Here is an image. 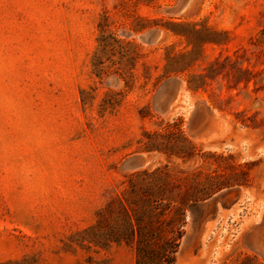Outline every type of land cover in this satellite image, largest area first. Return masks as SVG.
<instances>
[{
    "label": "rangeland",
    "instance_id": "1",
    "mask_svg": "<svg viewBox=\"0 0 264 264\" xmlns=\"http://www.w3.org/2000/svg\"><path fill=\"white\" fill-rule=\"evenodd\" d=\"M156 169L212 194L176 264H264V0H0V264H136Z\"/></svg>",
    "mask_w": 264,
    "mask_h": 264
},
{
    "label": "trees",
    "instance_id": "2",
    "mask_svg": "<svg viewBox=\"0 0 264 264\" xmlns=\"http://www.w3.org/2000/svg\"><path fill=\"white\" fill-rule=\"evenodd\" d=\"M137 175L141 183H132L128 196L117 195L100 211L104 215L117 203L123 216L121 223L108 226L107 241L134 246L136 264H176L186 208L212 194L209 191L201 195L181 194L175 190L176 182L160 169L142 170ZM157 206L161 207L158 213ZM101 222L95 227L101 226ZM170 233L171 236H166Z\"/></svg>",
    "mask_w": 264,
    "mask_h": 264
}]
</instances>
